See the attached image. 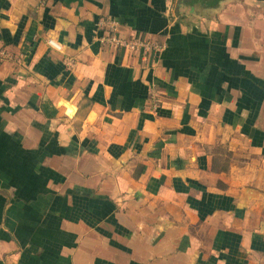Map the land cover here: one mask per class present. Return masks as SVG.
<instances>
[{
	"label": "crops",
	"instance_id": "1",
	"mask_svg": "<svg viewBox=\"0 0 264 264\" xmlns=\"http://www.w3.org/2000/svg\"><path fill=\"white\" fill-rule=\"evenodd\" d=\"M0 43V264H264V0H0Z\"/></svg>",
	"mask_w": 264,
	"mask_h": 264
},
{
	"label": "built area",
	"instance_id": "2",
	"mask_svg": "<svg viewBox=\"0 0 264 264\" xmlns=\"http://www.w3.org/2000/svg\"><path fill=\"white\" fill-rule=\"evenodd\" d=\"M111 29L115 30V25L111 23L110 25ZM104 41L109 42L112 45L120 46L125 49L135 51V50H143V51H157L161 47L160 45L150 42L148 40L140 39L139 37L134 38H123L119 36L117 33H113L108 35L106 38H104ZM48 43L50 46L54 47L55 49H60V45L53 40L49 39ZM8 53L6 48L0 43V61L5 59L7 57Z\"/></svg>",
	"mask_w": 264,
	"mask_h": 264
}]
</instances>
